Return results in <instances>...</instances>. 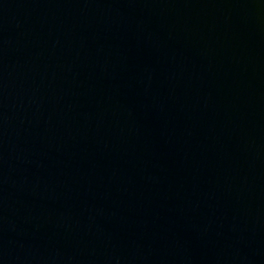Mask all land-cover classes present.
<instances>
[{"label": "water", "instance_id": "95a60500", "mask_svg": "<svg viewBox=\"0 0 264 264\" xmlns=\"http://www.w3.org/2000/svg\"><path fill=\"white\" fill-rule=\"evenodd\" d=\"M0 180L93 264H264V0H0Z\"/></svg>", "mask_w": 264, "mask_h": 264}]
</instances>
